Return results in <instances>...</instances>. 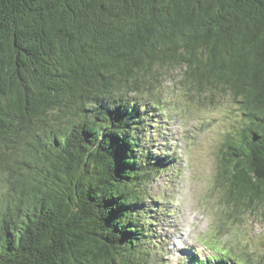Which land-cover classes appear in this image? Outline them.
I'll list each match as a JSON object with an SVG mask.
<instances>
[{"label": "trees", "instance_id": "16d2710c", "mask_svg": "<svg viewBox=\"0 0 264 264\" xmlns=\"http://www.w3.org/2000/svg\"><path fill=\"white\" fill-rule=\"evenodd\" d=\"M175 67L239 104L218 182L264 216V0H0V264L147 263L168 161L140 137Z\"/></svg>", "mask_w": 264, "mask_h": 264}, {"label": "rangeland", "instance_id": "374dc122", "mask_svg": "<svg viewBox=\"0 0 264 264\" xmlns=\"http://www.w3.org/2000/svg\"><path fill=\"white\" fill-rule=\"evenodd\" d=\"M181 73L175 67L155 85L159 109L151 108L140 137L142 150L168 161L146 194L153 230L141 246L151 252L146 264H191L197 253L204 258L222 251L260 264L262 206L249 210L227 203L218 182L221 146L241 127L243 112L228 95L200 96L181 81Z\"/></svg>", "mask_w": 264, "mask_h": 264}]
</instances>
